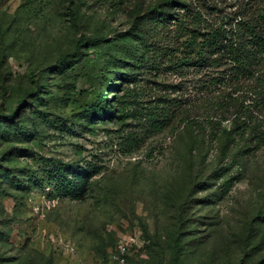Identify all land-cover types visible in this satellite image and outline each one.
Instances as JSON below:
<instances>
[{
	"label": "rangeland",
	"instance_id": "1",
	"mask_svg": "<svg viewBox=\"0 0 264 264\" xmlns=\"http://www.w3.org/2000/svg\"><path fill=\"white\" fill-rule=\"evenodd\" d=\"M245 1L0 0V264H264V96L154 27Z\"/></svg>",
	"mask_w": 264,
	"mask_h": 264
},
{
	"label": "trees",
	"instance_id": "2",
	"mask_svg": "<svg viewBox=\"0 0 264 264\" xmlns=\"http://www.w3.org/2000/svg\"><path fill=\"white\" fill-rule=\"evenodd\" d=\"M178 5L180 6L177 8L181 11L184 9L191 13L193 11L191 20H186L185 16L179 18L178 13L167 10L169 2H166V9L155 18V29H159L162 24H168L174 18L171 24H177L175 27L180 39L191 36V40L181 43L182 47L194 52L198 46L205 54L202 61L210 59L212 67H220L224 64L228 66L227 76L222 79H226L232 84L255 82V90L251 89V93L255 96H264V0H246L236 18L226 24L223 22L220 27L210 25V32L204 34L198 30L202 23H205L202 15L194 14V9H190L187 3H178ZM212 9L214 8L210 6V10ZM224 24L228 28H225ZM213 56L217 57L213 58ZM39 88L37 86L32 91L35 98L40 96ZM13 118L14 114L8 116L6 121H12ZM64 190H71V192L74 190L75 192L76 187L68 188L67 185Z\"/></svg>",
	"mask_w": 264,
	"mask_h": 264
}]
</instances>
